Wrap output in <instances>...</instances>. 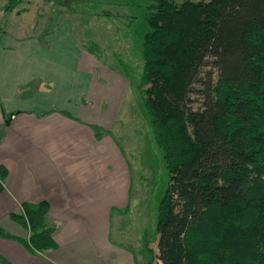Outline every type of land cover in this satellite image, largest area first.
<instances>
[{"label": "trees", "instance_id": "16d2710c", "mask_svg": "<svg viewBox=\"0 0 264 264\" xmlns=\"http://www.w3.org/2000/svg\"><path fill=\"white\" fill-rule=\"evenodd\" d=\"M130 1L146 26L141 104L168 174L146 264H264V0ZM47 210L23 201L9 217L27 237L0 235L54 247Z\"/></svg>", "mask_w": 264, "mask_h": 264}, {"label": "crops", "instance_id": "0c3cea01", "mask_svg": "<svg viewBox=\"0 0 264 264\" xmlns=\"http://www.w3.org/2000/svg\"><path fill=\"white\" fill-rule=\"evenodd\" d=\"M25 12L28 7L17 16ZM0 27V226L27 237L9 217L20 213L23 201L46 202L47 221L55 226V246L43 251L0 235V258L9 264H140L136 252L143 259L148 241L121 225L132 190L124 151L132 144L122 146L105 132L100 96L88 106L97 77L92 65L102 63L67 25ZM120 111L112 107L115 115Z\"/></svg>", "mask_w": 264, "mask_h": 264}, {"label": "rangeland", "instance_id": "374dc122", "mask_svg": "<svg viewBox=\"0 0 264 264\" xmlns=\"http://www.w3.org/2000/svg\"><path fill=\"white\" fill-rule=\"evenodd\" d=\"M6 1L0 0V25L3 28L15 30L20 27L30 31L33 25L50 29L67 25L77 43L86 48L91 43L96 44L91 53L106 69L97 63L92 65L97 77L88 106L94 107L100 96L106 107V123L102 126L105 132L119 140L122 146H126V140L132 144L124 151L132 175V190L130 205L121 212V225L134 238L142 235L149 247L155 248L157 206L165 191L168 174L138 89L142 68L141 36L146 28L138 14L143 8L135 7L134 1L130 0H22L13 8L16 13L6 14L2 9ZM24 7H28V12L17 16L16 9ZM100 74L105 76L101 78ZM118 105L122 111L115 115L112 107ZM114 216L115 211L112 219ZM112 225L114 231L115 225ZM136 254L140 264H146L151 257L146 250L143 259ZM151 264L161 263L152 258Z\"/></svg>", "mask_w": 264, "mask_h": 264}]
</instances>
